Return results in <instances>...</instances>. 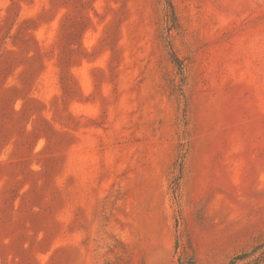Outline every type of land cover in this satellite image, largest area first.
Instances as JSON below:
<instances>
[{"label":"rangeland","instance_id":"374dc122","mask_svg":"<svg viewBox=\"0 0 264 264\" xmlns=\"http://www.w3.org/2000/svg\"><path fill=\"white\" fill-rule=\"evenodd\" d=\"M264 0H0V264H264Z\"/></svg>","mask_w":264,"mask_h":264},{"label":"trees","instance_id":"16d2710c","mask_svg":"<svg viewBox=\"0 0 264 264\" xmlns=\"http://www.w3.org/2000/svg\"><path fill=\"white\" fill-rule=\"evenodd\" d=\"M264 244H261V245H259V246H257L256 248H254V250H253V252H255L258 248H260L261 246H263ZM252 253V252H251ZM251 253H244V254H242V255H240V256H238V257H235L233 260H232V262H231V264H235V261L236 260H238V259H242V258H245V257H247V256H249ZM187 264H194L192 261H189V263H187Z\"/></svg>","mask_w":264,"mask_h":264}]
</instances>
